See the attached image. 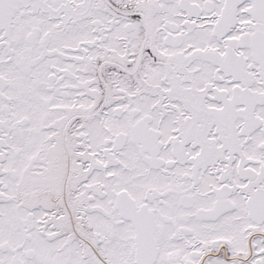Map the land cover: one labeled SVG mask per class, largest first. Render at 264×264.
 <instances>
[{"label":"snow or ice","instance_id":"snow-or-ice-1","mask_svg":"<svg viewBox=\"0 0 264 264\" xmlns=\"http://www.w3.org/2000/svg\"><path fill=\"white\" fill-rule=\"evenodd\" d=\"M0 264H264V0H0Z\"/></svg>","mask_w":264,"mask_h":264}]
</instances>
